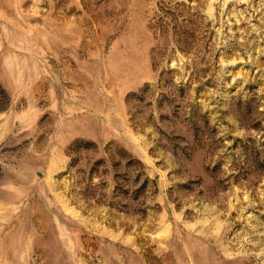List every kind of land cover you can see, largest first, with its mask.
Listing matches in <instances>:
<instances>
[{"label":"rangeland","instance_id":"rangeland-1","mask_svg":"<svg viewBox=\"0 0 264 264\" xmlns=\"http://www.w3.org/2000/svg\"><path fill=\"white\" fill-rule=\"evenodd\" d=\"M0 264H264V0H0Z\"/></svg>","mask_w":264,"mask_h":264}]
</instances>
